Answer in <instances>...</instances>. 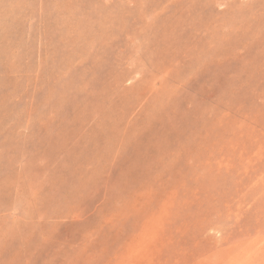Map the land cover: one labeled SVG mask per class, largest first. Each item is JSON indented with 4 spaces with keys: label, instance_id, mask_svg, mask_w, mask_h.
Masks as SVG:
<instances>
[{
    "label": "rangeland",
    "instance_id": "1",
    "mask_svg": "<svg viewBox=\"0 0 264 264\" xmlns=\"http://www.w3.org/2000/svg\"><path fill=\"white\" fill-rule=\"evenodd\" d=\"M206 244L264 264V0H0V264Z\"/></svg>",
    "mask_w": 264,
    "mask_h": 264
},
{
    "label": "bare ground",
    "instance_id": "2",
    "mask_svg": "<svg viewBox=\"0 0 264 264\" xmlns=\"http://www.w3.org/2000/svg\"><path fill=\"white\" fill-rule=\"evenodd\" d=\"M209 234V233H208ZM208 236V235H207ZM199 243V242H198ZM210 244V243H209ZM188 246H191V245H188ZM217 247V245H216ZM195 248V247H194ZM214 251V248L212 245H207L206 244V247H203V250L199 251L198 249L197 250H193L192 248L190 250H188V252L190 253L189 256L192 257V260L190 262V264H205L203 262H199L197 263L196 262V259L198 257H200L201 255L207 253H212ZM215 258L217 259V262L216 263H213V264H241L239 262V260L237 258H235V256L232 254V253H225V252H220L218 253ZM214 258V259H215ZM212 264V263H211Z\"/></svg>",
    "mask_w": 264,
    "mask_h": 264
}]
</instances>
